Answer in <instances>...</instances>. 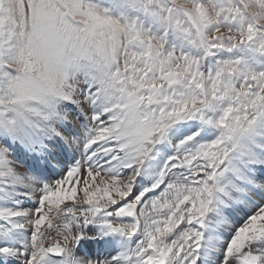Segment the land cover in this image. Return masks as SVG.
I'll return each instance as SVG.
<instances>
[{
	"label": "rangeland",
	"instance_id": "374dc122",
	"mask_svg": "<svg viewBox=\"0 0 264 264\" xmlns=\"http://www.w3.org/2000/svg\"><path fill=\"white\" fill-rule=\"evenodd\" d=\"M81 106L90 128L82 146L96 156L110 148L124 182L116 175L107 183L105 166H86L93 190L101 189L86 204L103 212L133 191L120 205L129 216L127 205L150 191L161 203L186 194L189 206L173 224L182 230L178 245L191 246L216 208L207 198L225 192L234 163L264 136V0H0V162L12 152L3 143L24 140L30 128L48 147L58 137L70 142L54 121L69 125ZM138 169L149 181L143 189L139 178L128 186ZM238 241L231 256L262 258L264 210Z\"/></svg>",
	"mask_w": 264,
	"mask_h": 264
},
{
	"label": "bare ground",
	"instance_id": "6f19581e",
	"mask_svg": "<svg viewBox=\"0 0 264 264\" xmlns=\"http://www.w3.org/2000/svg\"><path fill=\"white\" fill-rule=\"evenodd\" d=\"M87 107L74 108V114L69 116V125L54 121L60 131L72 137L68 139L70 142L58 137L48 147L42 143L37 130L30 128L24 140L14 137L15 140H9L11 144L3 143L12 152H5L7 158L0 162L5 166L0 170V261L4 264L10 260L41 264L49 248L55 247L63 264H244L239 255H231L239 246L240 235L256 223L264 210V136L259 138L255 135L260 144L250 143L244 160L234 163L235 171L228 173L224 180L225 192L212 191L207 198L208 203L215 199L217 205L205 214L204 223L198 227L199 236L192 241L194 244L190 246L189 240L178 245L176 236L182 230L174 226L173 220L185 204L189 206L190 198L186 194L177 195L174 199L171 197V203H168L171 198L167 201L161 199V203L154 198L156 193L150 191L145 197H138L134 206L127 205L132 212L129 216L122 215L125 211L120 205L129 203L131 197L138 194L133 191L124 197L126 201L117 202L103 212L93 211L92 206L86 204L89 191L94 197L96 193H101V189L98 192L93 190L92 182L96 179L85 172L86 166L94 170L105 166L109 174L107 183L116 175H122L120 169L113 166L115 158L108 157L112 153L110 148L101 152L98 158L101 157L103 163L98 165L92 145L82 146L90 134L85 117L89 113ZM12 131V137L16 136L17 133L14 135ZM75 157L79 159L77 163ZM69 165L74 168L69 170ZM143 172L146 170L138 169L128 186L135 187V179L139 178L137 185L143 189L149 182L142 179ZM2 174L9 175V178ZM44 174L52 176L51 183L40 181ZM72 174H79L83 181L79 184ZM120 180L123 182L122 176ZM98 182L104 186L103 178L100 177ZM64 186V189L70 190L64 192L63 189L59 193ZM38 194L42 195L39 201H21ZM150 199L151 205L146 206L145 201ZM142 200L144 203H141ZM116 207L120 210L110 211ZM138 207L143 208L137 215L135 211ZM77 208L85 209V212L75 213ZM69 211L73 213L66 214ZM17 218H25V221H16ZM112 219L130 225L133 232L127 233V229L126 232L122 227L111 225L109 222ZM96 245L99 251L94 259ZM105 248L107 252H103ZM87 252L90 255L88 258L85 257ZM252 264H264V255Z\"/></svg>",
	"mask_w": 264,
	"mask_h": 264
}]
</instances>
